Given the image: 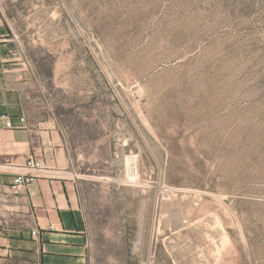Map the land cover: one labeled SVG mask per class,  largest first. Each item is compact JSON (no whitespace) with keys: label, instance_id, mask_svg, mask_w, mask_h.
Returning a JSON list of instances; mask_svg holds the SVG:
<instances>
[{"label":"rangeland","instance_id":"rangeland-1","mask_svg":"<svg viewBox=\"0 0 264 264\" xmlns=\"http://www.w3.org/2000/svg\"><path fill=\"white\" fill-rule=\"evenodd\" d=\"M0 2L88 264H264V0Z\"/></svg>","mask_w":264,"mask_h":264},{"label":"crops","instance_id":"crops-1","mask_svg":"<svg viewBox=\"0 0 264 264\" xmlns=\"http://www.w3.org/2000/svg\"><path fill=\"white\" fill-rule=\"evenodd\" d=\"M6 8L0 2V116L10 115L14 128L0 120V264H88L76 179L44 165L31 184L14 183L29 156L48 164L57 146L46 123L28 119L36 72Z\"/></svg>","mask_w":264,"mask_h":264},{"label":"built area","instance_id":"built-area-1","mask_svg":"<svg viewBox=\"0 0 264 264\" xmlns=\"http://www.w3.org/2000/svg\"><path fill=\"white\" fill-rule=\"evenodd\" d=\"M0 120L2 121L4 127L6 128H14V123L12 118L8 114H3L0 116ZM20 121L22 123H27L25 117H21ZM44 168V164L42 161L34 158L33 156H29L24 167L19 171V173L14 178V183L17 186H27L31 184L36 175ZM34 235L39 236L41 232L34 231Z\"/></svg>","mask_w":264,"mask_h":264}]
</instances>
